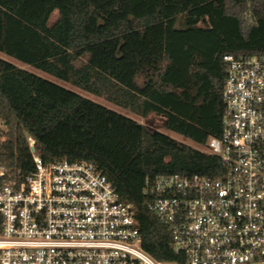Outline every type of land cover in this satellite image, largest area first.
<instances>
[{
  "label": "trees",
  "instance_id": "1",
  "mask_svg": "<svg viewBox=\"0 0 264 264\" xmlns=\"http://www.w3.org/2000/svg\"><path fill=\"white\" fill-rule=\"evenodd\" d=\"M0 52L204 145L222 133L224 56L264 54V0H0ZM0 119L10 167L34 168L26 131L46 163L101 162L137 210L144 249L186 264L143 188L174 172L220 176L219 157L1 56Z\"/></svg>",
  "mask_w": 264,
  "mask_h": 264
},
{
  "label": "built area",
  "instance_id": "2",
  "mask_svg": "<svg viewBox=\"0 0 264 264\" xmlns=\"http://www.w3.org/2000/svg\"><path fill=\"white\" fill-rule=\"evenodd\" d=\"M224 60L222 133L204 144L223 174L147 178L143 193L186 264H264V54ZM28 141L34 168L0 156V264H178L144 249L137 210L101 162L46 163Z\"/></svg>",
  "mask_w": 264,
  "mask_h": 264
},
{
  "label": "rangeland",
  "instance_id": "3",
  "mask_svg": "<svg viewBox=\"0 0 264 264\" xmlns=\"http://www.w3.org/2000/svg\"><path fill=\"white\" fill-rule=\"evenodd\" d=\"M58 16H59V12H58V10H56L53 13V15H52V17L50 19V22H49L50 25H52L57 20ZM0 56L5 58V59H7V60H9V61H11V62H13V63H15L19 67L28 69V70H30L32 72H35V73H37V74H39V75H41L43 77L51 79V80H53V81H55V82H57L59 84H62V85L66 86V87H68L70 89H73V90L79 92L80 94H82V95H84L86 97H89V98H91V99H93V100H95L97 102H100V103H102V104H104V105H106V106H108V107H110L112 109H115V110H117V111H119V112H121L123 114H126V115L136 119L137 121L145 124L150 130H159V131L165 132V133L175 137L176 139H178L180 141H183V142H185V143H187L189 145H192V146H195V147H197V148H199L201 150H204V145L195 143L191 139L186 138V137H184V136H182V135H180V134H178L176 132H173V131H170L169 129H167V127H166V118L163 117V116L157 115L155 113H150L147 116H140V115L132 112L129 109L123 108L121 106H118V105L112 103L111 101L107 100L105 97L97 96V95H94V94H92L90 92H87V91H85V90H83L81 88H78V87L74 86L73 84H71L69 82H66V81H63V80H61L59 78L54 77L53 75H51V74H49V73H47V72H45L43 70H40V69L34 67L33 65H30V64L24 63L22 61H19V60L13 58V57H10V56H8L6 54H3L2 52H0ZM2 129H6V128H5V125L3 124V122L0 121V130H2Z\"/></svg>",
  "mask_w": 264,
  "mask_h": 264
},
{
  "label": "water",
  "instance_id": "4",
  "mask_svg": "<svg viewBox=\"0 0 264 264\" xmlns=\"http://www.w3.org/2000/svg\"><path fill=\"white\" fill-rule=\"evenodd\" d=\"M25 136H26V138L28 139L29 136H30V134L26 131V132H25Z\"/></svg>",
  "mask_w": 264,
  "mask_h": 264
}]
</instances>
